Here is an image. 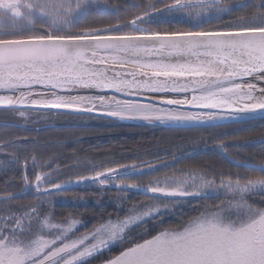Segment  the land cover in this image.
<instances>
[{
	"label": "snow or ice",
	"instance_id": "snow-or-ice-1",
	"mask_svg": "<svg viewBox=\"0 0 264 264\" xmlns=\"http://www.w3.org/2000/svg\"><path fill=\"white\" fill-rule=\"evenodd\" d=\"M173 22L188 26L160 27ZM0 111L19 121H0V168H22L18 190L0 189V264H91L114 246L103 264H264V155L237 160L220 140L245 172L177 167L185 141L62 174L21 155L27 137L8 131L50 113L194 129L264 121V0H0ZM238 143L264 154V125ZM80 185L116 188L125 214L58 220L54 198ZM129 192L145 200L126 206ZM207 199L219 202L192 203Z\"/></svg>",
	"mask_w": 264,
	"mask_h": 264
},
{
	"label": "trees",
	"instance_id": "trees-1",
	"mask_svg": "<svg viewBox=\"0 0 264 264\" xmlns=\"http://www.w3.org/2000/svg\"><path fill=\"white\" fill-rule=\"evenodd\" d=\"M112 3H123L124 0H110ZM245 4H247L250 8L253 5H258L260 0H242ZM186 24H181L178 22H173L172 24H162L160 27L169 28V27H187ZM108 121L115 124V126H119V130H106L107 134H110L107 137L92 139L88 138V135H80V138L75 141L72 138H65L67 133H63L62 131H74V130H54L53 133L43 132L44 129H48L52 126H42L33 128L29 126L30 129H35L34 132H37L36 138H31L29 134H24V137H27L28 142L22 143V147L25 149L29 145L35 146V150H38L36 154L42 156L44 160L52 158L54 160L55 165H59L60 169L65 174L67 171H72L74 166H78L79 163H73L71 161L72 154L76 151L79 143V147L84 151H99V150H109L110 157L119 160L121 163H126L130 159H134L136 153H144V152H157L161 151L164 148H173L177 144V142H185V141H195L196 143H200V139L205 138L208 142V147H199L196 151H193L194 148L190 147L191 145H187L188 149H185V159L181 162L177 167H182L185 165L188 166H196L203 167L208 169H215L216 171H222L225 174L228 173H236V172H245V169L238 168L235 164L230 163L223 155L220 154V151L213 147V145L220 140H223L226 145H228L229 152L232 156L237 160H245L247 158L255 157L257 159L261 158V146L258 144L255 145H241L238 142L247 137L250 133L256 132L258 133L261 130L262 125H264V121H253L249 124L244 125L245 127L240 130H232L226 132H219L220 130H216L217 128H175V127H167L164 125H147L146 123H126L109 119ZM234 123H226L221 126L227 127L232 126ZM243 125V124H242ZM56 129L58 128L57 126ZM61 127V126H59ZM114 127V126H112ZM40 128H42L40 130ZM67 128V127H62ZM75 129L74 127H72ZM219 128V127H218ZM29 132L33 130H28ZM42 133H39V132ZM59 131V132H57ZM69 133V132H68ZM29 136V137H28ZM1 137V133H0ZM237 137V139H234ZM194 144V145H195ZM72 145V146H71ZM186 146V145H185ZM193 146V145H192ZM21 147V148H22ZM82 170V169H81ZM22 168L17 166L13 167V169H5L1 170L0 168V189L6 187V183L10 185L11 188L16 186L15 182L18 181V176H21ZM30 174V173H29ZM15 185H14V184ZM82 186V185H81ZM78 187L69 188L66 191H71L73 189H77ZM15 188V187H14ZM97 189V190H96ZM105 188L95 187L86 188L76 190L77 193H83V195H91L99 193V191ZM9 190V189H8ZM117 190L114 187H109V192H115ZM129 199L127 204H132L138 202L141 198H145L142 194L136 195L132 192H129ZM25 197H21L18 201H13L12 206L19 210L24 204V202H20ZM261 199L260 196L250 197L249 200L252 203H258ZM17 202L19 204H17ZM26 203V202H25ZM193 205L199 204V201H193ZM54 214L57 217H65L71 213L73 216H77L78 218H85L86 225L91 227L92 224L97 223L100 218H108L109 215L115 217L117 213L114 211L116 207L109 203L95 205L93 203L89 204H64V203H56L53 205ZM185 212H190V208H185ZM123 215L124 212L119 213ZM191 215H195V212H190ZM171 220V218H169ZM143 227H147L151 229V224L144 225L142 228L137 229L136 231H142ZM80 230H84L83 228ZM120 247H116L111 252H106L101 255V258H94L91 261V264H98L110 256L118 254L120 251Z\"/></svg>",
	"mask_w": 264,
	"mask_h": 264
},
{
	"label": "rangeland",
	"instance_id": "rangeland-1",
	"mask_svg": "<svg viewBox=\"0 0 264 264\" xmlns=\"http://www.w3.org/2000/svg\"><path fill=\"white\" fill-rule=\"evenodd\" d=\"M49 115V119L46 121H40V122H29L24 128H13V129H9L8 131H11L13 133H15L16 135L20 136V137H24V134H29V136L31 138H36L37 132L34 130L35 129H30L28 128L29 126H32L33 128L36 127H42V126H52L48 129H44L43 132L47 133L50 130V133H53L54 130H74L72 131H62L63 133H67L66 136H64V140L65 138H72L75 141H77V138H80V135H88V138H92V139H99V138H104L109 136L110 134H107L108 131L106 130H119V126H115L114 123L108 121L109 119L103 118L102 116H93V117H76V116H67V115H60V114H56V113H50ZM4 120H8L10 122H19L16 121V118L11 115V114H5L2 111H0V121H4ZM246 124H239V123H234V125L232 126H227V127H219L216 130H220L219 132H226V131H232V130H240L242 128H244ZM57 126L58 128L56 129ZM61 126V127H59ZM114 126V127H112ZM62 127H67V128H63ZM72 127H74L75 129H73ZM42 128H40L41 130ZM28 130H33L31 132H29ZM59 132V131H57ZM69 132V133H68ZM0 133H1V137L4 136L5 130L4 129H0ZM39 133H42L41 131ZM28 136V137H29ZM234 139H237V137H234ZM208 140L205 138L200 139V143L203 145V147H208ZM226 142V141H225ZM224 142V143H225ZM80 143V142H79ZM79 143H78V147L76 149V151L72 154L71 156V161L73 163H80L81 161H85V160H100L102 158H111L110 157V152L109 150H99V151H84L79 147ZM200 143H196L195 145H191L190 147L194 148L193 151H196L199 149V147L201 146ZM177 144H183V142H177ZM217 143H215L213 145V147L217 148ZM227 144V143H225ZM72 146V145H71ZM22 145H20V150H21V155L24 156H30V155H36L38 158L43 159L42 156H39L38 154H36V152L39 150H35V146L33 145H29L27 146V148H21ZM188 149L187 145L184 148ZM218 149V148H217ZM6 159V157L4 155H0V160H4ZM29 165H31V161H29ZM21 167L20 165H16V166H7L6 168H1V170H5V169H13V167ZM53 167H55V164H53ZM81 169L77 166H74V169L72 171H67L66 173H71L74 171H80ZM60 172H64L60 169ZM29 173L31 175V170H29ZM65 173V174H66ZM22 175V173H20ZM63 174V173H62ZM18 181L15 182L16 186H14L13 188L8 187L9 191L12 190H18L22 185L20 183V177L18 176ZM14 184V183H13ZM14 184V185H15ZM94 188L97 187L95 185H89V186H84L82 185L81 187L77 188V189H73L71 191H65L64 193H62L60 196L55 197L53 200V204L51 206V211L54 214V209H53V205H55L56 203H64V204H73V205H79V204H89V203H93L95 205H99V204H105V203H109L111 205H114L116 207V210H114L116 213H121L123 211H121V209L118 207V202L116 201V196L119 194L118 190H115V192H109L108 189L109 187L99 191V193L97 194H93L96 196H91V195H83V193H77L78 191L76 190H80V189H86V188ZM73 188V187H72ZM97 190V189H96ZM128 197L129 194L127 193ZM225 199H230V197H226V196H220V200H225ZM145 198H141L140 200H138V202L140 201H144ZM20 202H24V204L22 206H26L30 203H34V197L32 195H29L27 197H25L22 201ZM26 202V203H25ZM128 202V201H127ZM218 200H212V199H207L204 201H199L200 205H204V204H208V205H215L216 203H218ZM137 203V202H136ZM249 203H252L251 200H249ZM17 204H19L17 202ZM133 204V203H132ZM131 204H127L126 206H130ZM22 206H18V207H22ZM12 210H17L15 207L12 206ZM45 210H49L48 206L45 205ZM202 210V208L200 209ZM125 214V213H124ZM123 214V215H124ZM54 216L59 220L62 219L64 217H57V215L54 214ZM74 217H77L76 215ZM82 221H84V223L86 224V219L85 218H79ZM107 219V218H106ZM82 229V228H81ZM83 231V230H81ZM117 246H114L112 248V251L116 248ZM117 255V254H115ZM102 256L100 255L98 258H101ZM98 264H103V261L98 263Z\"/></svg>",
	"mask_w": 264,
	"mask_h": 264
}]
</instances>
